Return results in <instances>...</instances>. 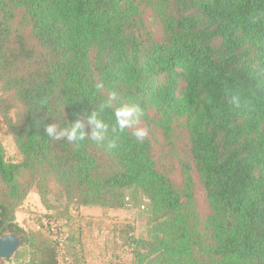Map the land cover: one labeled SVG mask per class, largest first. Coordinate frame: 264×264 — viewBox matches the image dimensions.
<instances>
[{"label": "trees", "instance_id": "16d2710c", "mask_svg": "<svg viewBox=\"0 0 264 264\" xmlns=\"http://www.w3.org/2000/svg\"><path fill=\"white\" fill-rule=\"evenodd\" d=\"M0 89L21 154L0 140V237L21 239L8 261L61 264L16 217L33 188L52 209L54 181L75 206L148 200L146 237L121 231L131 264H264V0H0ZM112 91L143 109V142L46 135Z\"/></svg>", "mask_w": 264, "mask_h": 264}, {"label": "rangeland", "instance_id": "374dc122", "mask_svg": "<svg viewBox=\"0 0 264 264\" xmlns=\"http://www.w3.org/2000/svg\"><path fill=\"white\" fill-rule=\"evenodd\" d=\"M0 140L5 148L6 158L9 161L20 160L21 154L1 116ZM125 193L128 205L124 209L75 206L67 203L60 186L52 181L48 199L53 208L46 209L40 202L36 189L33 188L17 210L16 217L24 228L41 230L46 234L48 232L44 228L37 227L39 220L42 217L58 220L63 238L61 245L57 242L61 264L70 263V260L72 264H108L111 261L131 264V249L123 238L125 234L121 231L132 228V235L146 237L148 200L140 193L135 196L131 191L126 190ZM197 195L199 200H202L201 187ZM64 248L69 257L66 256Z\"/></svg>", "mask_w": 264, "mask_h": 264}, {"label": "clouds", "instance_id": "9594fccd", "mask_svg": "<svg viewBox=\"0 0 264 264\" xmlns=\"http://www.w3.org/2000/svg\"><path fill=\"white\" fill-rule=\"evenodd\" d=\"M233 103L238 100L233 97ZM114 104L116 105L114 107ZM113 109L115 124L111 126L100 116L104 109ZM78 118L68 123L63 128H58L55 123H48L44 131L48 137L56 140H67L69 142L84 141L86 138L98 144H106L107 148H116L114 140H109V132L123 133L131 129V135L138 141L143 142L148 135L144 127H138L144 115L143 109L137 104L121 102L119 94L112 91L107 100L94 108L90 113L85 112L83 116L77 114Z\"/></svg>", "mask_w": 264, "mask_h": 264}, {"label": "water", "instance_id": "95a60500", "mask_svg": "<svg viewBox=\"0 0 264 264\" xmlns=\"http://www.w3.org/2000/svg\"><path fill=\"white\" fill-rule=\"evenodd\" d=\"M21 245V239L13 233H5L0 237V260L12 257Z\"/></svg>", "mask_w": 264, "mask_h": 264}, {"label": "built area", "instance_id": "2783aa9c", "mask_svg": "<svg viewBox=\"0 0 264 264\" xmlns=\"http://www.w3.org/2000/svg\"><path fill=\"white\" fill-rule=\"evenodd\" d=\"M38 228H44L45 231L52 237L53 240L61 245L62 233L59 230V222L56 218L42 217L37 223Z\"/></svg>", "mask_w": 264, "mask_h": 264}, {"label": "crops", "instance_id": "0c3cea01", "mask_svg": "<svg viewBox=\"0 0 264 264\" xmlns=\"http://www.w3.org/2000/svg\"><path fill=\"white\" fill-rule=\"evenodd\" d=\"M3 263L2 264H14L12 261H8V260H2ZM7 261V262H6Z\"/></svg>", "mask_w": 264, "mask_h": 264}]
</instances>
